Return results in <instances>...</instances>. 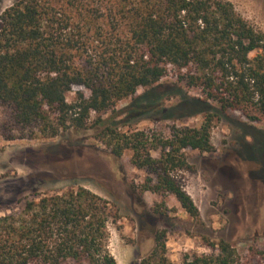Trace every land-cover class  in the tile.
I'll return each mask as SVG.
<instances>
[{
	"label": "trees",
	"instance_id": "1",
	"mask_svg": "<svg viewBox=\"0 0 264 264\" xmlns=\"http://www.w3.org/2000/svg\"><path fill=\"white\" fill-rule=\"evenodd\" d=\"M0 19V136L43 139L95 128L94 138L113 155L131 151V163L146 172L141 195H173L201 220L177 174L195 171L187 149L215 151L220 113L264 120V31L229 0H16ZM170 73L184 85L174 84L165 96L158 90ZM193 87L201 97H187L184 89ZM174 97L180 101L166 107ZM128 98L127 125L183 102L190 106L183 116L202 114L203 121L172 125L169 136L124 131L105 115ZM171 210L165 201L149 209L162 216ZM116 219L111 202L84 186L37 193L0 214V264H118L109 249V223ZM153 233L154 248L133 264H174L168 229L154 226ZM205 244L210 253L187 254L182 264H240L230 241Z\"/></svg>",
	"mask_w": 264,
	"mask_h": 264
},
{
	"label": "rangeland",
	"instance_id": "2",
	"mask_svg": "<svg viewBox=\"0 0 264 264\" xmlns=\"http://www.w3.org/2000/svg\"><path fill=\"white\" fill-rule=\"evenodd\" d=\"M15 1L0 0V16ZM229 1L264 31V0ZM160 83L158 92L165 96L174 84L184 85L172 73ZM185 89L187 97L202 96L200 88ZM143 91L140 88L137 94ZM75 95L68 93V101H74ZM130 101H119L105 115L114 127L169 136L172 125L198 126L203 121L202 114L183 116L190 111L183 102L171 111L149 112L127 125L123 109ZM178 101L179 97L170 98L165 105H176ZM251 125L264 130V120L250 122L240 111L220 113L212 129L215 151L186 150L195 171L177 175L198 206L201 220L192 218L173 195L163 197L150 191L141 195L137 186L146 172L131 163V151L122 157L113 155L94 138L95 128L69 130L43 139L6 140L0 136V214L21 208L37 193L84 186L108 199L117 213V219L109 223V249L118 264H133L151 252L155 246L154 226L168 229V256L174 264H182L190 253H210L206 238L230 241L241 255L240 264H264V172L260 170L264 165V133ZM163 201L172 209L166 216L149 211Z\"/></svg>",
	"mask_w": 264,
	"mask_h": 264
}]
</instances>
